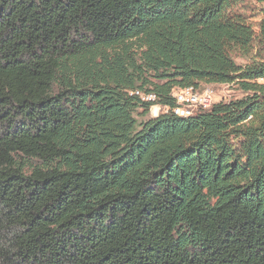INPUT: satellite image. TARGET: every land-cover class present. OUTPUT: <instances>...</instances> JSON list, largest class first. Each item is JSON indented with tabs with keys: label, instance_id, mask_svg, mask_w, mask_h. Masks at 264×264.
I'll list each match as a JSON object with an SVG mask.
<instances>
[{
	"label": "trees",
	"instance_id": "16d2710c",
	"mask_svg": "<svg viewBox=\"0 0 264 264\" xmlns=\"http://www.w3.org/2000/svg\"><path fill=\"white\" fill-rule=\"evenodd\" d=\"M240 1L0 0V264H264V57L231 56L254 37ZM201 84L243 96L173 114Z\"/></svg>",
	"mask_w": 264,
	"mask_h": 264
},
{
	"label": "rangeland",
	"instance_id": "374dc122",
	"mask_svg": "<svg viewBox=\"0 0 264 264\" xmlns=\"http://www.w3.org/2000/svg\"><path fill=\"white\" fill-rule=\"evenodd\" d=\"M234 11L245 17L246 21L251 25L254 34L250 50L246 55H242L239 52L231 53L234 62L243 66L252 60L264 57V41L260 39V22L264 14V3H259L257 0H241L234 8ZM205 86L213 87L215 92L213 99L215 102H219L221 100L226 102L243 96V93L237 84H208ZM161 110L162 108H159L157 105L152 106L148 116L154 117L159 114Z\"/></svg>",
	"mask_w": 264,
	"mask_h": 264
},
{
	"label": "built area",
	"instance_id": "2783aa9c",
	"mask_svg": "<svg viewBox=\"0 0 264 264\" xmlns=\"http://www.w3.org/2000/svg\"><path fill=\"white\" fill-rule=\"evenodd\" d=\"M133 94L145 102L156 101V96L153 93L135 91ZM214 94L213 87L205 85L199 87L196 91L189 92H180V89H175L172 91V97L175 104L170 110L175 115L186 117L191 116L197 110L209 109L212 104L215 103L213 99ZM157 106L160 108L159 105Z\"/></svg>",
	"mask_w": 264,
	"mask_h": 264
},
{
	"label": "bare ground",
	"instance_id": "6f19581e",
	"mask_svg": "<svg viewBox=\"0 0 264 264\" xmlns=\"http://www.w3.org/2000/svg\"><path fill=\"white\" fill-rule=\"evenodd\" d=\"M196 88V87H195ZM192 86L186 87V88H182L180 89V92H189V91H196L197 89H195ZM179 116V115H178Z\"/></svg>",
	"mask_w": 264,
	"mask_h": 264
}]
</instances>
